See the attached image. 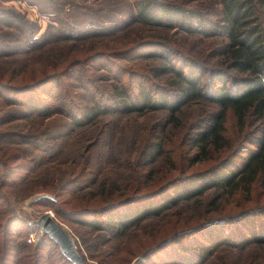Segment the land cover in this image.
Instances as JSON below:
<instances>
[{"label":"trees","instance_id":"1","mask_svg":"<svg viewBox=\"0 0 264 264\" xmlns=\"http://www.w3.org/2000/svg\"><path fill=\"white\" fill-rule=\"evenodd\" d=\"M112 2L90 7L79 17L74 33L63 31L70 24L67 19L55 17L61 25L50 26L62 32L56 33L57 38L52 39L55 45L48 48L56 47V55L38 69L27 67L16 57L39 48L32 44L31 22V29L28 25V29L17 30L16 43L0 44V48L7 47L5 54L12 58L0 64V123L35 114L47 122L62 116L66 127L48 137L55 142L110 111L165 110L172 121L187 102L208 101L215 108L175 147L189 166L211 162L148 187L152 169L144 166L152 164L164 149L161 136L155 139L146 135L134 156L122 162L116 154L105 156V163L128 172L117 183L103 175L92 158L99 140L95 135L78 149L77 156L47 163L57 172L64 164L66 177L58 183H31L39 185L34 190L44 192L32 202L48 206L64 222L120 236L145 219L165 217L168 209L211 191L210 210L221 211L226 205L235 210L225 211L224 217H206L204 211L191 221L183 219V224H173L170 232L146 246L141 247L146 242L138 239L135 246L141 248L143 258L137 263L158 254L162 255L158 264H206L221 248L236 250L253 245L262 253L240 264H264V202H257L264 196V0H215L218 19H207L200 9L182 2L135 0L131 5L124 0V7L117 10L119 15L99 18L96 12H105ZM178 32L226 38L220 50L223 67L208 66L190 56L183 48L185 38L173 36ZM228 113L234 122V135L227 133ZM1 133L8 138L14 135ZM24 138L20 139L24 146L34 152L41 149L34 137ZM183 146L185 152L180 149ZM26 148H5L0 155V264H45L41 249L55 247L46 236L35 242L17 240L27 223L8 205L6 194L10 190L5 187L21 176L16 173L34 170L36 157ZM42 149V156L48 155V147ZM31 193L25 191L24 195ZM63 194L72 199L80 194L82 204L63 209L60 204L67 203L68 198L62 199ZM85 194L93 204H85ZM229 196L234 197L230 204ZM147 238L151 242V237ZM127 249L117 245L115 251L126 255L131 253V248ZM103 252L88 257L97 261Z\"/></svg>","mask_w":264,"mask_h":264},{"label":"rangeland","instance_id":"2","mask_svg":"<svg viewBox=\"0 0 264 264\" xmlns=\"http://www.w3.org/2000/svg\"><path fill=\"white\" fill-rule=\"evenodd\" d=\"M112 1L113 6L107 8L105 12L100 10L96 12L99 18L106 15L113 18L112 15H119L121 13L117 12V10H121L124 7V0ZM128 1L133 5L135 0ZM172 1L177 3L182 2L185 6L200 9L207 19H218L219 6L215 0ZM106 2L107 0H0V44L16 43L15 37L19 33L17 30L28 29V25L29 29H31V22L33 24L32 31H30L33 32L32 44L34 43L35 46L38 45L39 48L28 49L26 54L20 53L17 54L16 57L21 60L20 63L25 64L27 67L38 69L40 64L49 63L48 59L56 55V47L51 50L48 48L55 45L52 39L57 38L54 37L56 33L62 32L61 30H54V28L50 26L61 25L58 21L56 22L54 20L56 19L55 17L67 19L70 24L65 25L67 27L63 31L74 33L76 30L74 27L75 25H79L78 19L81 15L87 13L90 7L95 8L98 4L103 5ZM125 15V13H122L121 16ZM6 22L16 23V26L5 27L4 23ZM173 36L185 38L183 40V48L187 53H190V56L198 58L205 65L216 67H220L221 65V67H223L220 50L226 38L217 35H189L181 32L175 33ZM59 43H62V40H60ZM7 51V47L2 46L0 48V64L5 63L7 59H12L8 54H5ZM47 52H50V54L47 55ZM24 57L29 59H25ZM6 64L10 66L13 65L10 63ZM95 69L93 70L95 71ZM214 108L215 104L208 101H190L182 106L180 111L176 114L177 118L172 119V121H169L168 114L165 110H147L140 113L110 111L96 118L93 124L76 127L71 135L57 139L55 142H52L48 137L53 135L57 130L66 127L64 124L65 122L62 123V121H64L62 116L57 115L52 121L47 122L43 116L35 114L30 117L16 118L8 120L7 122H1L0 155L5 148L19 147L22 149V147H27V151L31 152L36 157L34 160L36 165L32 172L24 171L16 173V175L21 174V176H18L15 183H11L5 187L7 190H10L6 194L8 205L27 223L25 231L22 234L18 232L20 235L17 240L21 241L22 238H25L26 242H28V238L31 237L33 239H31L30 242H34V232L36 230L37 221L44 211L49 210L55 219L66 225L69 232L75 238L79 251L83 254V257L91 263L138 264L137 261L143 258L139 254L141 248L135 246L137 245L136 242L138 239H143L142 242H146L145 245H141V247L146 246L170 232L173 228V224L177 223V226L181 223L183 224V219L187 218L189 219L188 221H191V219H195L200 214L204 213V211L206 217H224L225 215L223 213H226L225 211L235 210L234 208H230L231 205H226L221 211L210 210L209 206L211 205L208 204V201L211 199L212 194L211 191H207L194 200L181 202L177 206L168 209V214L165 217L145 219L139 225L131 227L126 234L114 236L94 231L92 228L85 225L76 224L74 222H64L61 218L55 217L53 210L48 206L38 202H32L44 192L34 190L37 189L39 185H32L31 183H40L42 181L45 183H58L66 177L62 170L66 168L64 164L58 166L60 170L57 172L52 168L49 169L47 166L51 165L47 163L51 160H53V163H56L59 161V158L62 159L67 155V157L77 156L79 153L78 149L95 135L99 137V140L92 158L94 160L96 159V166L100 169V172L108 178L115 179L117 183H120L122 178L127 177L128 172L124 167L105 163V156L116 154L122 157V162L124 158L129 157V155L131 157L134 156V150L140 148L146 135L151 136V134L155 139L157 135L161 136V143L164 151L161 155L156 157L152 164L144 166L152 169L148 187L154 186L155 183L177 172L187 173L207 166L211 161L196 162L189 166L187 159H184V157L180 158L178 147H175V145L182 139L183 135L187 133L192 135L196 131L195 126L201 125L206 118V113ZM45 123L48 125L50 124V126L47 127ZM225 124L227 133H232V135H234L235 126L230 113L226 116ZM46 130L47 133H45ZM51 130L52 132L50 133ZM2 131H10V133L14 135L8 138L1 133ZM24 137H29L30 139L34 137L38 145L41 146V149L35 150L34 152V149L29 146H24V144L20 142V139H26ZM42 146L48 147L46 150L48 155L43 154L42 156L41 153L45 151H43ZM180 149L182 152H185L186 147L183 146L180 147ZM188 150L190 151L191 149L188 148ZM44 156H48L45 157L48 161L44 159ZM67 159L70 158H66V160ZM42 163H45L44 165L46 166H41ZM51 176H53V178H50ZM25 191H30L32 193L24 195ZM74 196H77V198L74 197V199H72V197L63 194L61 196L62 199L65 197L68 198L67 203L60 204L61 207L63 209H68L69 207L82 204V202H79L80 199L78 198L80 194ZM86 196L87 194L83 195V198ZM229 199L230 200H227L228 204L233 202L234 197L229 196ZM262 201L264 202V196L259 198L257 202L261 203ZM85 204H93V201L88 200L86 197ZM110 236L111 239L107 240ZM146 237H151V242L149 240L150 238L146 239ZM117 245L128 246L129 249L127 250L131 248V253L126 255H124V251L116 253L115 249ZM56 250L58 251L56 245L55 247L45 246L41 249V253L46 259L44 260L45 264H66L57 256ZM101 251L104 252L100 260L96 261L88 257V255H95ZM111 251L113 252L110 253ZM260 253H262V250L253 245L243 249L238 248L236 250L221 248L209 257L206 264H240L244 259L260 255ZM120 256L122 257L120 258ZM161 256L159 257L158 254L149 256L143 264H158Z\"/></svg>","mask_w":264,"mask_h":264},{"label":"water","instance_id":"3","mask_svg":"<svg viewBox=\"0 0 264 264\" xmlns=\"http://www.w3.org/2000/svg\"><path fill=\"white\" fill-rule=\"evenodd\" d=\"M46 236L58 249V252L70 264H93L83 257L79 251L75 238L65 224L55 219L50 211H44L36 225L34 242Z\"/></svg>","mask_w":264,"mask_h":264},{"label":"built area","instance_id":"4","mask_svg":"<svg viewBox=\"0 0 264 264\" xmlns=\"http://www.w3.org/2000/svg\"><path fill=\"white\" fill-rule=\"evenodd\" d=\"M48 211H49V210H48ZM35 231H36V230H35ZM34 235H35V232H34ZM31 239H33V238H31V237H30V238H28V241H30Z\"/></svg>","mask_w":264,"mask_h":264}]
</instances>
